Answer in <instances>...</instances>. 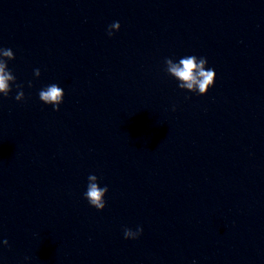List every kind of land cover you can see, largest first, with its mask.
I'll use <instances>...</instances> for the list:
<instances>
[{
	"label": "clouds",
	"instance_id": "clouds-1",
	"mask_svg": "<svg viewBox=\"0 0 264 264\" xmlns=\"http://www.w3.org/2000/svg\"><path fill=\"white\" fill-rule=\"evenodd\" d=\"M120 23L113 22L109 26L108 35H113V30H119ZM15 59L11 49H0V94L7 97L12 91V85L16 84V77L8 69L7 61ZM208 61L204 57L197 58L195 55L185 56L174 62L171 58L165 59L166 71L174 77L179 83L178 87L182 90L195 92L199 95L207 94L208 90L214 85L216 73L214 69L206 68ZM34 75L40 76V70L35 69ZM31 87V82H29ZM17 89H22V85L16 84ZM64 90L57 84L53 83L39 91V99L47 105H52L54 111H59V106L63 102ZM15 99L22 101L24 92L18 91ZM98 177L94 174L88 176V185L84 193L88 203L97 210H103L106 206L105 195L108 192V187H100L97 183ZM142 227H138L135 232L129 228L124 229L125 239H135L141 233ZM3 244L7 245L8 241L3 240Z\"/></svg>",
	"mask_w": 264,
	"mask_h": 264
}]
</instances>
